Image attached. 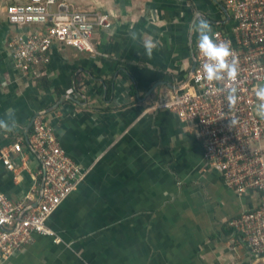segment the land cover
Segmentation results:
<instances>
[{
  "label": "crops",
  "instance_id": "0c3cea01",
  "mask_svg": "<svg viewBox=\"0 0 264 264\" xmlns=\"http://www.w3.org/2000/svg\"><path fill=\"white\" fill-rule=\"evenodd\" d=\"M25 1L0 0V118L13 108L20 125L0 132L11 165L0 161V194L37 198L40 163L27 149L37 112L87 173L47 221L60 242L36 236L2 264H257L247 246L233 247L228 222L257 207L259 193L228 189L203 164L191 125L156 107L190 73L191 21L223 26L224 0H59L111 26L96 30L93 53L53 46L35 77L16 70L6 47L29 30L10 26L4 7ZM132 31L158 42L151 57Z\"/></svg>",
  "mask_w": 264,
  "mask_h": 264
},
{
  "label": "built area",
  "instance_id": "2783aa9c",
  "mask_svg": "<svg viewBox=\"0 0 264 264\" xmlns=\"http://www.w3.org/2000/svg\"><path fill=\"white\" fill-rule=\"evenodd\" d=\"M224 9L226 22L213 28V33L217 41L230 42L238 65L237 79L207 82L202 72L205 58L195 43L187 80L161 94L156 107L191 125L203 164L215 168L228 189L238 195L259 193L258 206L233 218L228 226L233 247L238 240L251 255L264 259V120L254 113L252 92L253 86L264 83V0H224ZM4 16L10 26L29 30L12 34L6 47L16 70L33 77L38 76V67L48 63L53 46L93 53L96 30L111 26L107 15L78 11L59 0L8 4ZM231 87L237 89L239 99L230 110L226 96ZM43 115H33L27 141L28 151L40 163L35 202L27 203V197L12 201L0 194V264L33 243L36 236L60 242L47 221L87 173L60 147L54 128ZM229 119L237 120L232 128ZM10 150L21 152L18 144ZM0 161L11 169L6 154Z\"/></svg>",
  "mask_w": 264,
  "mask_h": 264
},
{
  "label": "clouds",
  "instance_id": "9594fccd",
  "mask_svg": "<svg viewBox=\"0 0 264 264\" xmlns=\"http://www.w3.org/2000/svg\"><path fill=\"white\" fill-rule=\"evenodd\" d=\"M188 31L197 36L196 46L199 53L205 58V62L202 64L204 79L209 83L222 82L224 80L234 82L238 76V65L230 42L217 41L214 38L216 34L213 33L211 24L199 14L191 21ZM131 39L142 44L145 55L148 57L152 56L158 43L151 36L136 31L131 32ZM216 91H220V89H216ZM252 92L256 98L254 113L260 120H264V83H258L253 86ZM226 99L229 109H234L239 99L235 87L228 89ZM236 124V119H229L230 128ZM19 126V122L15 117V109H7L5 116L0 118V132L5 134L13 133ZM257 264H261L259 257L257 258Z\"/></svg>",
  "mask_w": 264,
  "mask_h": 264
},
{
  "label": "water",
  "instance_id": "95a60500",
  "mask_svg": "<svg viewBox=\"0 0 264 264\" xmlns=\"http://www.w3.org/2000/svg\"><path fill=\"white\" fill-rule=\"evenodd\" d=\"M191 58L193 59V55H191ZM192 68H193V62H192V66H191V68H190V71H189V72H191V71H192Z\"/></svg>",
  "mask_w": 264,
  "mask_h": 264
}]
</instances>
